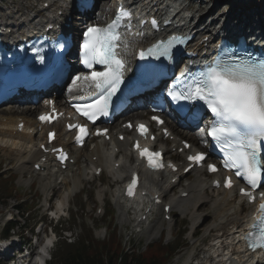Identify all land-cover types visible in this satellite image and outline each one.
<instances>
[{
  "label": "snow or ice",
  "instance_id": "obj_1",
  "mask_svg": "<svg viewBox=\"0 0 264 264\" xmlns=\"http://www.w3.org/2000/svg\"><path fill=\"white\" fill-rule=\"evenodd\" d=\"M130 15L129 12L121 9L107 25L90 26L82 34L83 42L79 46L80 62L90 71L73 76L68 90L70 93L82 91L79 83L81 81L95 89L94 98L78 97L86 103L72 105L77 113L89 121L95 122L98 116L108 114L107 109L111 98L122 83L125 60L120 49H127L128 44L122 41L119 29L121 22ZM152 25L156 27L155 20L152 21ZM172 47L171 40L166 44L157 42L148 49L141 50L138 56L141 60L146 56L159 59L161 56L169 55ZM229 61H214L201 73L200 78L194 79L187 85L185 91H170L169 95L173 100H184L190 103L199 101L206 107L207 112L214 117L211 127L207 129V135L224 152V167L229 171L235 170L236 177H243L246 184L256 190L264 182V167L257 158L258 142L264 141V60H241L232 56L229 57ZM94 65H101L103 70H92ZM39 119L41 122L51 123L53 117L42 114ZM152 119L157 123H162L156 116ZM127 127H132V125L129 124ZM69 128L77 130L75 136L77 143H81L83 138L89 134L85 125H69ZM136 131L141 136H146L148 129L145 125L139 124L136 125ZM95 134L104 136L107 130H97ZM53 137V133H48L49 141ZM41 147L44 146L41 145ZM134 147L139 152L140 158L146 161L149 169L159 170L164 167L161 162V153L147 148L141 149L139 143ZM187 147L190 146L185 144V148ZM54 151L59 152L61 159L66 158L62 150L55 149ZM187 159L199 164L205 160V155L196 153L188 156ZM168 166L174 167L171 164ZM207 170L217 171L213 164H208ZM137 183L138 178L133 173L126 189L128 196L134 195ZM224 186L232 187L231 177L225 178ZM240 193L248 197L250 203L254 202L255 196L252 192L241 188ZM260 198L264 201V193H260ZM258 210L260 216L246 236L248 247L253 251L257 248L264 249V202L259 204Z\"/></svg>",
  "mask_w": 264,
  "mask_h": 264
},
{
  "label": "bare ground",
  "instance_id": "obj_2",
  "mask_svg": "<svg viewBox=\"0 0 264 264\" xmlns=\"http://www.w3.org/2000/svg\"><path fill=\"white\" fill-rule=\"evenodd\" d=\"M16 1V0H15ZM26 1V0H25ZM29 1V0H28ZM28 1L26 3H28ZM32 1V0H31ZM30 1V2H31ZM33 4L37 1H40V5L35 10H28L27 8L24 10L23 13H20V7L16 10H12L11 12H5L3 16V23H5L6 28H9L12 30V34L17 33H23L24 29L31 25H40L41 24V18H39L36 13L43 8V4L47 1H49L50 5L54 0H33ZM103 9L106 5H109V3L115 1V0H103ZM189 0H180L181 4H185L188 7L192 6V3ZM223 1H218L214 3V7H208L203 8L202 3L199 5V7L193 6L191 13L189 10H185L184 14L185 16H188L190 14V22H195L196 19H198L197 22H202L198 28L204 27L206 32H200L196 31L197 35H199V38L204 37L209 32L208 25L205 24V21L209 17L215 16V12L218 11V8H224L225 2L221 6L220 4ZM13 3V1H12ZM258 4H262V0L258 1ZM17 3L13 5V8H16ZM20 5V2H19ZM220 5V7H218ZM102 8V5L99 6V10ZM63 5L61 3L55 8V12L58 10H62ZM108 9V8H107ZM241 9V8H240ZM1 10V9H0ZM102 11V10H101ZM104 11V10H103ZM213 11V12H212ZM212 12V13H211ZM226 13V11H223L222 13H219L218 16H216V19H219L223 17V15ZM56 14V13H55ZM101 15H93V17H88L91 21H96ZM206 17L204 20L202 17ZM256 17V14H252V12L248 13V17ZM78 19V18H74ZM258 22L260 23V26L262 27L264 23L262 22V19L257 17ZM256 21V20H255ZM254 21V22H255ZM76 24V23H75ZM262 29V28H260ZM132 43H135V41H132ZM82 86V91L86 88L85 82L81 81L79 82ZM80 92H73L70 93L67 89L65 91V96L62 97L61 93L57 95V105L61 109H66L67 111V105L68 101H70L71 98H74L75 96L82 93ZM59 93V92H58ZM144 101V97L137 98L133 105L131 107H127L124 112L127 110H131V114L128 118H126L123 122L130 121L133 118L134 112L137 109L138 106H140ZM38 106H35V104L26 105L23 107H9L7 110H1L0 111V151L8 156L9 158L13 159L15 162V165L19 170H22L29 166L28 162H36L42 155H40V151L38 149L39 143L44 141V125H39L35 121V115L36 110ZM17 118H22L23 121L26 124V128L28 131L24 130L22 132L15 131L16 129V120ZM120 125L117 124V127ZM54 128L57 129V141L56 144H64L65 146L69 147L71 150L72 158L75 162L74 166H69L67 171L69 170H75L77 169V175L79 177L75 179L74 186L81 184V181H88L90 182L94 177H92L89 174V170L91 171L93 167L97 166H103L104 172L109 178H112L115 182H120L122 177L128 172L129 167L133 166L135 164V160L131 157L130 151L128 150L125 142L123 141L119 145L117 144L119 150L121 151L118 155L113 156L111 153V150L108 148L107 142H102L97 139H92L90 143L88 144V148L86 150L73 148L69 145V141L67 140L66 135L63 134V129L59 124H54ZM107 127V126H106ZM116 126H113L112 129H114ZM171 131L172 136L175 137L173 140H171L170 144L172 147H175L176 149L181 148V140L186 139L188 137L189 143H191V146L194 147V149H199L202 138L200 137L201 131L192 132L191 134L182 133L179 127H177L173 121H171L169 124L166 125ZM111 129V133H112ZM179 129V130H178ZM35 131V134H30L29 131ZM159 140H156L153 142V144L158 145ZM168 153V151H167ZM96 156V164H93L91 162V158ZM112 156L114 159L112 160ZM121 162L122 166L119 168V171L114 172L112 171L113 163L115 162ZM84 165V167L82 166ZM95 165V166H94ZM74 176V175H73ZM82 177V180H81ZM74 177L72 178L73 182ZM145 184L150 189L153 188V186L157 185L162 194H166L170 189L173 188L171 184L168 183V181H164L162 183L155 184L151 178L146 177ZM50 185V184H49ZM52 185V183H51ZM56 185V184H54ZM54 185L50 186L51 192L55 189L53 188ZM209 185L210 180H207V176L202 173L201 170H197L192 178H189L185 184L182 185V188L178 192L187 191L188 196L186 198H180L177 196H171L168 200L169 204L172 205V207H175L177 209H183L184 212H188L190 214V217L192 219V226L200 224V220L202 218V215L197 212H191L193 209L198 208V206H202L203 204H206L209 206V208L213 211L214 219L208 222V226L204 229V234L206 236L210 235L212 231H217L218 234L214 236L211 239V242L206 245V249L204 250V253L206 254L205 257H203V261L201 264H224V260H226L225 263L228 262V264H264V255H262L259 251L251 254L246 251H243L239 246V240L238 235L233 233V227L234 225L239 226L240 218H245V213L241 214L239 212L240 209L236 208V201L234 202H227L226 197L223 192L220 190L209 192ZM102 188L100 187L99 190ZM195 191V193H194ZM55 196H58L57 193H55ZM54 195V193H51V196ZM50 196V197H51ZM49 197V199H50ZM97 199L99 201H102L104 198V195L101 193H97L96 195ZM233 198L231 193L228 195V199ZM49 199H46L47 201ZM66 202L59 201V204L57 205V209L55 212V216H58L65 210V206L68 204L69 198L66 197ZM68 199V201H67ZM139 200L137 202H134V209L137 210L139 207ZM224 202V203H223ZM63 203H66L64 206ZM120 219L125 220V213L120 212ZM230 226V227H229ZM228 233L231 235L229 236ZM155 234V233H154ZM191 234L193 232L189 233V236L191 237ZM197 241H194V243ZM221 249V255L219 254V250ZM35 249H31V253L33 254ZM218 253L219 255H216ZM213 255L216 257L221 256V259L219 261H215L213 258ZM188 257L186 258V264L190 262L188 261ZM27 264H31L28 262ZM196 264H200L196 262Z\"/></svg>",
  "mask_w": 264,
  "mask_h": 264
},
{
  "label": "rangeland",
  "instance_id": "obj_3",
  "mask_svg": "<svg viewBox=\"0 0 264 264\" xmlns=\"http://www.w3.org/2000/svg\"><path fill=\"white\" fill-rule=\"evenodd\" d=\"M27 1L28 0H0V9L2 10L1 13H4L3 7L6 10L9 9L8 11L11 12V10L14 9L13 5L15 4V2L17 3L16 7H20V13H23L26 8L28 10H33L38 7V4L36 2L34 3V5H32L34 2L33 0H29L28 3H26ZM192 1L197 4L200 2V0H191V2ZM201 1L203 8H212L214 7V3L220 0ZM221 1H223L220 4L222 6L225 0ZM103 2V0H96L94 10H92L90 17H93V15H101L106 18L108 15H110V13H112L115 2H110L109 5H106L104 7V9ZM100 5H102V8L100 7L101 9L99 10ZM220 5L218 7H220ZM226 7L230 8V5H225V7L221 9L218 8V11H216L215 14L219 15V13H222ZM101 22H103V20ZM130 114L131 110L128 111L123 119L125 120L126 118H128ZM179 131L186 134L185 136L192 133L189 131H183L181 129ZM200 137L203 139L202 131L200 133ZM186 139L188 140V137H186ZM87 145L84 147V150L87 149ZM9 176L14 177L13 182L17 189V193L11 199L3 198L5 194L4 190L7 186H9V184L7 181H0V228L3 223L10 220L11 218L19 221L21 225H24L28 228H33V233H36L38 229L43 228L45 235L47 237L51 236L53 241H55L54 246L51 249V253L53 254L64 250V248H68L64 244L65 240L66 242L73 240L78 241L86 232H88V230L93 232V237H95L96 239L102 238V236L100 237L98 234L101 228H106L110 233H112L113 231L117 232V235L121 240L124 248L129 249L128 247L130 246L128 253L135 250H143V245L155 241V238L150 239L149 236L151 234L154 235V231H157V234L160 233L162 239L168 237V235H170L171 233L172 241L169 244L172 245L178 243L182 247L175 253V256H173L167 264H186L187 257L189 258L188 261L190 260L188 264H196V262L201 264V262L203 261V257L206 256L204 253L206 245L211 242L212 236H215L217 234L216 231H213L208 236L204 234V229L208 226V222L214 219L212 210L209 209L208 205H202L200 206V208H198V210L196 209V212L202 214V219L200 224L194 227L191 224L192 220L190 218V215L185 214L182 216H174V221L170 224L168 230V225L162 222L161 218L156 213L152 216L150 225H148V229L144 228L139 234L135 233L138 231V228L133 224V210L130 209L127 213V221L126 219H120L118 211H112L113 217L111 219L109 218L108 214L110 210H113V207L110 203V200H112V193L114 191L113 185L116 184L112 181V179H109L106 174H102V176H100L99 178H95L91 182L81 181V184L76 185L77 187L74 186L76 177H79V175H77V169L75 170V172L72 171L71 173H66V171H64L62 172V174H58L56 179L42 181L34 172L29 169V167L19 170V168L16 167L13 159L4 155L0 151V179H3L4 177L9 178ZM73 177L74 179L72 183L70 179ZM186 180L188 179L183 180L181 184H183ZM51 183H56V185L52 184L54 185L53 188H55L52 191L54 193V195L52 196V192L50 189V186H52ZM102 186L109 187L110 189L109 192L105 195V199L103 201L104 214L99 216L96 213V209L99 206L100 201L97 200L96 195L97 190ZM174 192H176V188H174V190H171L166 195V198L174 194ZM55 193H57L58 196H55ZM50 196L53 200L52 203H57L58 201L61 202L64 200L66 202L65 198H69V201L67 199V205L66 203H63L64 206L66 205L65 209L67 206L68 209L66 212L65 210L63 211L64 216L61 217V220L58 223L55 222L56 220L52 219L51 215H47L46 213V199H49ZM30 203H36L37 206L30 211L27 217L25 216V218L22 219L20 216L21 210L28 208L30 206ZM116 209H119L118 206H116ZM45 224L48 225V227H45ZM50 228L55 229V232L57 233L56 238L50 235ZM64 229H70L71 232L63 233L62 231ZM17 231L18 229L16 228L13 232L16 233ZM192 231H194L195 233V238L192 240H190V238L187 239L188 233ZM21 234L23 238H27L28 231ZM68 236H70V240H68ZM194 241L197 242L194 243ZM160 243L165 244L163 241H160Z\"/></svg>",
  "mask_w": 264,
  "mask_h": 264
},
{
  "label": "trees",
  "instance_id": "obj_4",
  "mask_svg": "<svg viewBox=\"0 0 264 264\" xmlns=\"http://www.w3.org/2000/svg\"><path fill=\"white\" fill-rule=\"evenodd\" d=\"M4 192L3 198L10 199L17 190L15 185L10 182ZM25 213V210L21 213L22 217ZM16 225L18 223H10L6 230L12 229ZM67 247L53 257V264H167L180 246L153 244L146 246L144 250L124 253L121 240L113 231L102 242L96 241L88 232L78 241L67 244ZM165 254L168 256L165 257Z\"/></svg>",
  "mask_w": 264,
  "mask_h": 264
}]
</instances>
